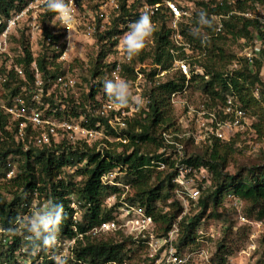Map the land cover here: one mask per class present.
<instances>
[{
	"label": "trees",
	"instance_id": "trees-1",
	"mask_svg": "<svg viewBox=\"0 0 264 264\" xmlns=\"http://www.w3.org/2000/svg\"><path fill=\"white\" fill-rule=\"evenodd\" d=\"M32 1L0 0V32L4 29L5 22L11 14L23 10ZM143 1L148 5L161 3V0ZM195 4L199 11H193L190 24H179L178 31L183 40L190 43L193 49L207 51L204 62L194 61L190 64L191 67L194 64L200 67L202 74H191L189 80H186L184 75L175 71L167 74L158 84H154L155 75L159 71H169L174 60L170 53L173 44L170 41V30L166 25L167 16L163 8H159L153 19L160 21V24L152 38L151 52L149 55H141L139 63L150 59L151 64L158 66L160 70L154 68L144 73V79L152 83L147 95L143 96L144 99L147 97L145 104L147 110L140 108L125 121L126 128L122 135L127 140L126 144L106 141L108 150L103 152H97L95 147L72 146L66 143L57 144L51 148H36L29 144L24 149V144L17 142L15 138L18 123L11 121L10 117L0 110V193L8 190L13 195L8 202L0 196V227L9 236L11 233L8 230L15 233L12 234V243L9 245L8 252L12 254L18 248L20 236L15 232V227L21 219V212H25L29 206L32 193L37 191L38 195L44 196L49 201L48 208H56L60 204L64 206L66 217L61 225L60 237L75 239L72 258L67 260L68 264H123L127 259V246L137 242L139 243L137 247L143 248L142 241H134L131 237H124L119 232L115 235L120 236V242L114 238L98 240L87 235L91 229L99 227L102 223L114 221V207L105 209L103 201L108 195H117L121 191L115 186L102 184L101 177L115 170L126 172V182L134 190L133 200H137L139 207L144 209V213L159 225L160 236H166L177 219L181 217L179 248L197 244L194 237L195 231L206 211L211 205L214 208L220 206L226 195L247 203L251 207L249 215H253L258 221L264 220V163L253 165L248 169L241 168L234 175L225 173L229 163L230 144L221 143L217 139H213L209 145H203L206 150L201 155L188 157L186 154V164L195 168H206L211 173V185L207 188L210 193L205 196L200 195L194 203L198 207V214L192 218L182 217L183 207L177 199L169 204L168 212H163L157 206L158 203L166 204L171 196H174L176 189L172 181L178 168L169 158L163 157V153H159L165 148L161 132L172 128L176 123L172 116L174 110L170 104L171 94L182 92L186 82L188 86L193 83L201 91L204 99H208V105L221 103L225 95L234 94L247 113L249 111V113L259 115V118H264V80L260 77V64L255 63L253 69H249L248 65L243 63L238 71L229 74L228 68L237 56L227 54L221 47V43L227 38L234 41L252 39L259 29L257 23L233 15L222 20V31L215 34L214 22L215 16L226 15L234 8L251 10L255 4L264 6V0L195 1ZM121 9L122 13L119 18L133 16L128 13L129 9L126 10L123 6ZM203 13L207 14L212 27H203L202 23L199 24V16ZM55 15L56 13L47 9L43 17L51 19ZM134 16L133 22L138 20L137 15ZM198 30L204 31L206 36ZM120 33L121 31L113 30L96 35L101 52L93 68L89 70L90 80L83 79L88 90L83 92L82 97L75 100L69 96L57 101L51 95L44 96V102L48 103L51 108L65 106L66 111L68 108L72 117H78L79 114L85 112L84 105L90 101L93 102L97 95L107 100V95L99 89L103 86V82L98 80L101 77L99 67L102 65L103 68L108 67L104 65V62L102 63V59L107 55L103 43L105 44L107 40L111 46H114L116 41H111V38ZM43 37L44 39L50 37L53 42L57 43L61 35H51L49 29L44 28ZM20 45L22 56L16 59V64L23 69L25 80L18 77L13 69L6 71L0 67V91H2L0 97L1 100L10 102L13 97L22 95L23 100L28 103L30 97L21 92V87L33 84L34 75L31 71L33 61L41 73L45 86L47 81H51L59 72V66L54 60L47 59V48L44 47L42 54L33 59L28 44L22 40ZM133 65L131 66V63L123 65L126 73L123 77L127 81H134L137 77L132 68ZM255 92H257V97L254 96ZM125 110L128 111V108ZM66 111L63 114H66ZM99 122L104 123L102 119L88 115L87 125L89 127H95ZM259 126L260 124L253 125L255 129ZM107 135L111 138L118 136L108 130ZM187 143L194 142L188 139L185 144ZM119 148L121 151L117 152ZM15 158H19L20 163L14 177L7 180L5 179V172L8 171L7 164ZM162 166L170 172L166 173L162 179L159 175L153 180L154 171ZM70 169H73V173L65 175L66 170ZM76 178L80 180L76 181ZM70 194L76 195L82 201L80 208L83 212L79 221L73 220L74 211L68 199ZM24 204L26 206H23ZM24 234L28 235V231ZM28 244L32 250L31 242ZM224 244V241H221L217 246L215 264L226 263V257L230 253L226 251ZM46 256V251H40L31 257L30 264H54L53 261L47 260ZM2 257L7 258V253L0 254V258Z\"/></svg>",
	"mask_w": 264,
	"mask_h": 264
},
{
	"label": "built area",
	"instance_id": "built-area-1",
	"mask_svg": "<svg viewBox=\"0 0 264 264\" xmlns=\"http://www.w3.org/2000/svg\"><path fill=\"white\" fill-rule=\"evenodd\" d=\"M195 1L198 0H161V3L155 5H148L145 1H141L142 11L147 12L151 17L156 15L159 8L164 7L167 16L166 25L170 30V41L173 44V48L170 50L171 55L174 57L172 68L169 71H159L154 77L156 81L154 84H158L163 80L170 71L180 72L184 75L186 80H189L191 74H202L201 68L196 64L191 67V62L197 61L199 56L196 55L195 57H192L188 55V52H190L193 47L190 43L183 40L178 31L179 24L183 18L190 16V11H192L196 5L194 4ZM202 1L210 2L209 0ZM213 1L221 2L222 0ZM78 2L79 0H75L76 9L78 7ZM32 4L33 1L30 2L26 8L16 12L17 14L10 16L6 20L5 27L0 32V55L6 53L7 39L11 32V27L15 25V22L31 12L30 10L33 8ZM105 6V4L100 6V11L103 10V7ZM260 6L261 5L259 4H255L251 10H237L234 8L226 15H218L214 17L215 34L222 31V20L233 15L253 20L257 23L259 28L254 33L252 39L242 41L244 45L243 51L236 55V60L229 66V74L238 71L243 63H246L249 69H253L255 63H257L260 64V77L264 80V13ZM88 15L91 21L88 22L86 27H84L85 32L83 33L86 36L92 37L93 34L99 31L95 22L103 17V15L98 13ZM54 17L56 18V15ZM138 17H140L139 14ZM60 24L66 29V32L64 33L65 30H63V33H60L62 37L57 43L53 42L50 37L44 39L43 31L37 25L32 24L31 26L33 30H37L39 38H42L41 44L37 49L42 54L44 47L45 49L47 48V59L54 60L55 63L60 62L59 60H63L62 58L65 56V51L61 44V42H63L62 40L69 36L71 30H74L73 32H75L76 27H80V24H78L77 21L76 23L69 25H64L61 22ZM50 34L59 35L53 32ZM116 36L113 37V40ZM114 49L116 51L122 50L120 44ZM181 53H183L182 56ZM32 58L36 59L35 55H32ZM127 61L129 60L127 59ZM152 66L153 68L160 70L158 66ZM99 68L100 75L102 76L105 68L102 66ZM13 70L18 77L25 80L24 71L21 67L15 66ZM70 70L72 73L79 72V75L82 74L76 68ZM31 71L34 75L32 86L25 85L21 87V92L30 97L28 103L23 100L22 95L13 97L10 102L9 100L0 99V110L9 116L11 121L18 123L15 138L17 142L24 144V149H26L29 144L36 148H51L57 144L66 143L67 145L72 146L85 145L86 147H95L97 152H103L104 150H108L106 141L109 143L112 141L113 143H127L122 132L126 128L125 121L130 116L126 117L125 113L128 114V112L133 111L136 113L138 110L134 107H129L128 111H126L125 108H116L109 102V100L102 99L100 95H97L93 102L90 101L84 105V113L79 114L78 117H72L68 108L67 111L65 106L51 108L48 103L44 102L43 97L53 95L54 98L59 101V96H62L61 99H64L67 95H70L71 98L78 100V97L80 96L79 87H83L80 89L82 92H87L88 90L86 83L82 84L79 77L74 76L69 70H66L65 73L62 71L57 72L51 81H47L45 86L35 61H33L31 65ZM84 72L89 75L88 66L87 69H84ZM120 72L121 67L117 63L112 68V77L114 74L119 76ZM137 77H141V73H138ZM188 87V82H186V86L182 92H175L170 95V104L172 108L178 106L184 113L181 121H176L172 128L161 132L165 148L161 149L159 152L163 153V157L169 158L170 161H173L178 168L177 174L172 182L176 185L175 195L180 198L181 203L183 202L185 206L191 202H197L201 190L208 187L211 183V173L206 168H195L185 163L187 156L185 153L184 141L191 139L195 144H210L213 139H217L220 142L228 143L234 137L243 134L250 128V118L248 117V113L242 108L236 95H225L223 102L219 103L216 101L217 103L213 106L208 105V99H202V101L193 105L188 101L180 100ZM136 91L137 95L141 96V89L136 88ZM254 96L257 97V92L254 93ZM146 99L147 97H145L144 105L142 107L145 110H147L145 108L147 102ZM65 111L66 114H63ZM57 113L61 116H57ZM88 115L102 119L104 123L101 124L99 122L95 127H89L87 125ZM183 121L185 122L184 125ZM8 129L10 128L8 127ZM105 129L116 133L118 136L113 138V140L109 139L111 137L107 135V130ZM7 169L8 171L5 172V179L9 180L14 177L15 171L11 163L7 164ZM114 174V172H110L103 175L101 177V183L113 184L109 179L112 178ZM33 197L34 199L38 197L37 191L32 193L31 200ZM23 206L26 205L24 204ZM70 207L74 211L73 220L76 221L75 216L77 214V209L71 202ZM126 213L128 215L130 212L126 211ZM132 217V220H128L129 224H132V231H130L131 237L134 236L135 239L146 244L154 255L161 251L160 255L166 257L165 264H185L187 262L190 256H179L176 249L173 247L176 235L175 229H171L166 236L154 238L152 235L154 222L150 216H147L141 209H137L135 210V215ZM121 228L122 227L115 221H112L102 223L99 227L93 228L89 232L93 234L115 232ZM0 234L4 235H0V245L3 247L5 246V248L9 250V245L12 243V234L10 236L7 235L8 233L2 228H0ZM79 237L81 238V235H79ZM24 239L28 241L26 237ZM59 239L60 244L57 248L46 251L47 260L53 261L54 264H56L53 259V256L55 255H63L67 259L72 258V250L75 245V239H62L61 237H59ZM8 250L4 253H7V258H5L6 256L3 257L0 264L31 263L30 260L20 261L16 257L20 248L12 254L8 252ZM21 250L24 252L23 249ZM31 253L33 254L32 250ZM197 254H202V251L201 253L198 251Z\"/></svg>",
	"mask_w": 264,
	"mask_h": 264
},
{
	"label": "rangeland",
	"instance_id": "rangeland-1",
	"mask_svg": "<svg viewBox=\"0 0 264 264\" xmlns=\"http://www.w3.org/2000/svg\"><path fill=\"white\" fill-rule=\"evenodd\" d=\"M209 1L211 2V0ZM104 4L106 6L103 7V10L100 11L99 7L103 6ZM32 5L33 8L30 10L31 12L25 15L22 19L15 22V25L11 27L12 29L7 39L6 53L0 55V67H3V69H5L6 71H10L15 66H18L16 64V59L22 56V48L20 45V42L22 40H24L25 43L28 44L31 55H35V58L41 55V52H39L37 48L41 44L42 38H39L37 30L32 29V24L37 25L42 31L44 28H47L49 29L50 33L53 32L60 35V33H63V30H65L64 33L66 32V29L62 27L57 18L52 17L51 19H48L43 17L47 10L44 5V0H33ZM77 6V23L80 24V27L77 26L75 32H73L74 30H71V35L69 34L68 37L62 40L63 42H61V44L63 45L65 56H63L62 58L63 60H59L60 62L56 63L59 66L58 71H62L65 73L66 70H69V72L72 73L70 69L76 68L82 74L79 75V72H74L72 74L76 77H79L82 81V84L85 83L83 79H88L87 81H89L91 77H89L88 74L84 72V69H87L88 66L89 70H91L95 64L96 58L101 52V46L100 44H98L96 34L98 33L97 35H99L100 33L103 34L106 31L113 30L121 31L120 34H117L114 40L113 38H111V41H116V44L114 46H111L110 42L107 40L105 41V44L103 43V46L105 47L104 50L107 51V55H105V57L102 59V63L104 62V65H108V67L105 68L104 74L98 80L99 82H103L104 85V80L106 78H112V68L117 63L121 67L119 77H123L124 74L126 75L123 69V65L131 63V66L132 64H134L132 68H134V72L136 75L138 73H141V71L143 72L141 74V77H136L134 81H129L133 85V91L137 95L136 88H140L141 96L143 97L147 95L146 93H148L149 89L152 86V83L144 79V73L146 74L154 68L151 64L150 59H146L144 62L139 63V58L141 55L150 54L153 46L152 39L148 42L147 47L142 51L140 55L134 57L129 61H127L122 48V50L117 51L114 49L118 46L120 37L125 31L128 30L127 26L130 23H133L135 19L134 15H137L138 17V14L141 15L142 13H145L142 11L141 1L79 0ZM122 6L126 10L129 9L128 13L133 16L124 17L122 19L119 18V16L121 17L122 13ZM260 7L262 8V11L264 13V6ZM161 8H163L164 12V7ZM194 10L199 11L196 5L193 10L190 11V16L184 17L180 24H190V19ZM92 13L102 14L103 17H101L99 20H96L95 25L99 29V31H97V33L93 34L91 37L86 36L83 32H85L84 27H86L88 25V22L91 21L88 14ZM15 14L17 13L15 12L11 16H14ZM151 19L156 28H159L160 21H154V17H151ZM198 31L202 35L206 36L204 31ZM243 40L234 41L231 38H227L221 43V47L226 51L227 54L237 55L238 53H242L243 51ZM188 55L192 57L198 55L199 58L197 61L201 63L204 62L205 58L207 57V51L192 49L190 50V52H188ZM174 72L175 71H170L168 74H172ZM82 88V86L79 87V97H82V94H84L80 90ZM99 89L101 90V92H103V86H101ZM1 94L2 91H0V95ZM69 96L70 95H67V97ZM61 98L62 96H59V101L61 100ZM202 99H204L203 94L193 83H190L185 94L180 98V100L188 101L193 105H196L199 101H202ZM173 110V120L175 119L177 122L181 121L184 112L178 106H174ZM134 113L135 111L128 112V114L125 113V116H130L129 118H131ZM258 116L259 115H254L251 112L249 113L248 111V117L250 118V128L247 129V131L243 134L237 135L230 142H228L230 144V154L228 167L226 168L225 173L234 175L239 171V169L241 170V168L248 169L253 165L264 163V118H259ZM259 121L261 122L258 123ZM184 123L185 122L183 121V125ZM254 124H260V126L256 128L257 130L253 127ZM109 139L113 140V138ZM185 142L186 140L184 141V146L185 153L188 157L190 155H201L206 150L203 145H209V143L197 145H195L194 143H187L186 145ZM110 143H113V141ZM119 151H121V148L117 150V152ZM10 163L12 164L14 171H17L18 165L20 163L19 158L13 159ZM156 170L157 171H154L153 173V180L159 175L160 179H162L166 175V173L170 172V170L163 169V166L157 168ZM113 172L115 174L112 178L109 179V181H112L113 184L106 185L115 186L119 188L121 192L117 195H108L107 197H105L103 205L105 209L114 207V221L122 228L115 232H101L96 234L89 232L87 235L98 240L114 238L116 241L120 242V236H117L115 234L119 232L124 237H131L130 231H132V224H129V221L133 219L132 216L135 215V210L141 208L139 207L137 200H133L134 190L126 182V172H121L118 170H115ZM72 173L73 169L66 170L65 175ZM79 180V178H76V181ZM4 181L5 180H3V182ZM208 187H205L203 190H201V196H205L210 193L209 189H207ZM0 196L6 202H8L12 199L13 195L8 190H4L0 193ZM68 199L76 207L77 214L75 217L76 221H79L83 212V210L80 208V204L82 203V201H80L74 194H70ZM174 199L180 201V198L177 195L175 196L174 194V196H171L166 204L158 203L157 206L163 212H168L169 204ZM48 203L49 201L44 196L38 195V197H36L35 199L34 197L32 198L29 206L25 209V212H21L20 214L22 217L21 219H19V222L15 227V232H17V234L20 236V243L18 245L20 251H18L16 254V257L20 261H31V257L35 255L31 253L28 244L29 241H26L24 238L31 235L27 228L30 227L29 221L32 218L33 214L38 211H42L44 207H48ZM181 204L183 207V213L181 214L182 217L192 218L194 215L198 214V207L194 203H189L187 206H185L183 202ZM141 210L143 211L144 209ZM126 211H129L130 213L127 215ZM250 212L251 207L247 203L237 201L230 195H226L224 196L220 206L214 208L211 205V207L206 211L204 218L201 220V223L195 231L194 237L196 238L195 242L197 243L195 245L189 247L180 246L179 248V239L181 236V230L179 226L181 217H179L172 228L176 230L173 247L176 249L179 256H190L185 264H215V253L217 250V246L221 241H224L226 251L230 253L228 257H226L225 264H264V220H256L253 215H249ZM158 230L159 225L154 223V230L152 232L154 238L161 237ZM25 231H28V235L24 234ZM0 235L4 236L3 234ZM131 238L134 241H138L134 236ZM137 244L139 243L136 242L132 245L127 246V259L123 264H165L166 257L160 255L161 251L158 252V254L154 255L146 244L142 243L143 248L137 247ZM21 249H23L24 252H22ZM7 250L8 249H6L5 246L3 247L0 245V254H4ZM198 251L199 253H201L202 251V254H197ZM2 258H0V262ZM69 259L71 258H68L67 260Z\"/></svg>",
	"mask_w": 264,
	"mask_h": 264
},
{
	"label": "clouds",
	"instance_id": "clouds-1",
	"mask_svg": "<svg viewBox=\"0 0 264 264\" xmlns=\"http://www.w3.org/2000/svg\"><path fill=\"white\" fill-rule=\"evenodd\" d=\"M45 7L56 13V18L64 25L74 24L77 21L75 0H44ZM203 27H212V22L203 13L199 16V24ZM128 30L120 37L119 44L128 60L140 55L153 38L156 26L151 16L145 12L138 20L127 26ZM71 35V33H69ZM103 92L109 102L116 108L134 107L139 110L144 105V98L133 91V85L123 77L113 75L104 80ZM52 203H55L52 201ZM66 217L63 204L56 208L44 207L42 211L33 214L27 230L31 233L26 239L32 244L33 254L40 251H50L60 244V229ZM9 233L15 234L12 230ZM56 264H68L63 255L53 256Z\"/></svg>",
	"mask_w": 264,
	"mask_h": 264
}]
</instances>
